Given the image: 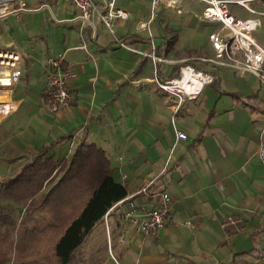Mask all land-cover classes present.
Instances as JSON below:
<instances>
[{
  "label": "crops",
  "instance_id": "0c3cea01",
  "mask_svg": "<svg viewBox=\"0 0 264 264\" xmlns=\"http://www.w3.org/2000/svg\"><path fill=\"white\" fill-rule=\"evenodd\" d=\"M92 1L102 9L110 0ZM113 1L128 12L126 20L112 19V33L98 29L95 38L87 27L82 30L95 60L78 46L79 22L69 1L27 0L34 10L0 21V47L13 43L23 66L13 95L18 108L0 120V182L38 152L63 162L77 143H92L126 189L123 198L155 206V198L137 192L147 184L150 192L170 197L172 220L143 244L138 233L124 234L122 220L109 215L112 229L106 233L119 263L232 264L234 254L245 253L246 262L264 264V158L257 155L264 135V82L202 59L214 58L208 35L220 27L200 17L203 2L196 1L198 12L163 23L156 11L171 6L159 3L153 10L152 0ZM251 7L255 13L237 5L230 11L259 19L252 35L264 48V0ZM150 19L147 29L137 28ZM58 52L70 67L67 85L74 98L71 106L51 112L44 100L46 58ZM185 64L214 79L180 102L156 80L177 76ZM177 130L186 137L177 138ZM230 216L240 223L224 225ZM187 220L191 228L182 224ZM96 234L103 235L97 224L90 238ZM85 242L82 264H114L104 251L98 254V246L83 249Z\"/></svg>",
  "mask_w": 264,
  "mask_h": 264
},
{
  "label": "built area",
  "instance_id": "2783aa9c",
  "mask_svg": "<svg viewBox=\"0 0 264 264\" xmlns=\"http://www.w3.org/2000/svg\"><path fill=\"white\" fill-rule=\"evenodd\" d=\"M71 2L75 8L74 19L79 22V48L84 49L91 60H95L86 45L83 28L87 27L91 31V37L95 38L97 30L105 28L111 33V22L114 18L126 20L128 12L115 6L113 0L105 4L100 9L92 0H66ZM183 0H152V8L164 3L166 6L177 7ZM201 1L204 6L201 9L200 17L204 20L219 23V28L213 30L208 35L211 43L214 58H202L214 65L230 67L238 74L252 73L264 82V48L253 37L252 32L259 26L257 18L241 19L233 15L230 11L231 5L245 8L247 11L255 13L251 3L256 0H194ZM34 10L29 6L27 0H0V21L9 16H18L24 11ZM177 12L180 10L177 7ZM264 14V12H263ZM148 21H142L137 25L138 29H147ZM122 46L125 44L120 43ZM153 59H162L150 54ZM47 72L45 74V103L51 112H56L62 108L71 106L74 92L68 88L67 78L71 73L70 67L65 65L63 53H56L48 56ZM22 60L18 49L13 43L0 47V120L12 114L17 108L14 99V88L19 83L22 73ZM177 76L166 79L156 80V84L163 90L174 94L178 100L183 101L195 95L203 83L213 81L214 75L202 70H195L191 65L185 64L178 69ZM76 131L69 143L70 150L73 145V138L78 134ZM176 137L184 139V132L177 130ZM257 148V155L264 158V135L262 134ZM141 187L139 193L149 195L157 200L153 207L143 208L137 205L133 199L121 198L103 214L106 231L109 225V215L114 213L122 220L123 233L127 234L130 230L139 234V241L143 244L148 238L154 239L158 236L162 227L172 220L171 202L166 191L150 192L147 187ZM218 187L222 189L220 184ZM238 217H227L224 225H237L240 223ZM191 228L192 223L187 220L182 222ZM124 240V235L119 237ZM109 254L113 257L110 239H108ZM114 264H121L113 257Z\"/></svg>",
  "mask_w": 264,
  "mask_h": 264
},
{
  "label": "trees",
  "instance_id": "16d2710c",
  "mask_svg": "<svg viewBox=\"0 0 264 264\" xmlns=\"http://www.w3.org/2000/svg\"><path fill=\"white\" fill-rule=\"evenodd\" d=\"M125 195L92 143H77L63 162L38 152L0 182V264H82L81 244ZM247 255L234 254L232 264H252Z\"/></svg>",
  "mask_w": 264,
  "mask_h": 264
},
{
  "label": "rangeland",
  "instance_id": "374dc122",
  "mask_svg": "<svg viewBox=\"0 0 264 264\" xmlns=\"http://www.w3.org/2000/svg\"><path fill=\"white\" fill-rule=\"evenodd\" d=\"M178 7H180V9L182 10V12L184 13V14H182V15H180V14H177L176 12H175V9L176 8H174V7H169L168 9H158L157 11H156V13L158 14V16H157V19L156 20H160L161 22H163V23H169L170 21H178V20H180L185 14H190V13H192V14H194V12H198V10H199V8H200V3L198 2H196V1H193V0H183L182 2H180V4L178 5ZM199 24H201V21H198V23H197V25H199ZM53 181V180H52ZM52 181H50V182H52ZM47 181H45L44 182V184L46 183ZM50 182H48L47 184H46V188L47 187H49L51 184H50ZM42 209H45V207L44 206H42ZM45 211V210H44ZM112 216H110L109 217V230L111 231V229H112V218H111ZM97 226L99 227V228H101V230H102V234L103 235H101V236H98V234H96V235H93V236H91V238H90V236L87 238V241L83 244V249L87 246V248L88 247H90V246H98V248L99 249H101V248H103V249H101V250H99V252H98V254L99 255H101L102 253H103V250H104V252H106V255H108V257H109V260L111 259L112 261V263H113V257L117 260V261H119V259H118V255H117V251H116V249L114 248L115 247V243H113V241L111 240V237L109 238V236H108V234L106 233V226H105V222L104 221H102V222H99V223H97ZM112 238L114 239V235H112ZM108 239H110L111 240V244H112V246H113V248H114V251H112V254H113V257L112 256H110V254H109V248H108ZM88 243V244H87ZM102 243V244H101ZM106 244V246H105V244ZM103 245V246H102ZM96 248V247H95ZM94 253V255L96 256V251H94L93 252ZM97 254V255H98ZM86 255V253H84V256ZM121 260V259H120Z\"/></svg>",
  "mask_w": 264,
  "mask_h": 264
}]
</instances>
